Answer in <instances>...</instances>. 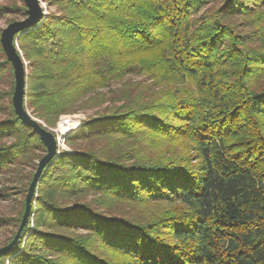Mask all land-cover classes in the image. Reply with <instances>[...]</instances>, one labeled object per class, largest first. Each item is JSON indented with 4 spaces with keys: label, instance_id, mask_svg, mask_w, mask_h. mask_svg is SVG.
Listing matches in <instances>:
<instances>
[{
    "label": "trees",
    "instance_id": "trees-1",
    "mask_svg": "<svg viewBox=\"0 0 264 264\" xmlns=\"http://www.w3.org/2000/svg\"><path fill=\"white\" fill-rule=\"evenodd\" d=\"M45 1L56 10L16 36L26 108L47 126L94 112L0 264H264V0ZM9 15L24 1L0 4ZM0 52V179L26 192L47 147L2 103ZM24 210L0 216L4 245Z\"/></svg>",
    "mask_w": 264,
    "mask_h": 264
},
{
    "label": "water",
    "instance_id": "water-1",
    "mask_svg": "<svg viewBox=\"0 0 264 264\" xmlns=\"http://www.w3.org/2000/svg\"><path fill=\"white\" fill-rule=\"evenodd\" d=\"M26 5L27 16L22 20H17L9 23L2 31L0 42L4 53L14 68L15 87L12 97L14 110L18 117L26 124L32 126L34 130L40 135L44 145L47 147V153L38 162L37 169L32 177L28 188L25 202V210L23 213L20 226L13 238L7 245L0 247V255L12 249L27 224L28 218L32 209V201L40 182L43 171L59 154V139L57 135L50 131L43 125L36 117H34L26 108V92H27V71L25 61L16 44V36L35 25L45 15L43 6L40 0H23Z\"/></svg>",
    "mask_w": 264,
    "mask_h": 264
},
{
    "label": "rangeland",
    "instance_id": "rangeland-1",
    "mask_svg": "<svg viewBox=\"0 0 264 264\" xmlns=\"http://www.w3.org/2000/svg\"><path fill=\"white\" fill-rule=\"evenodd\" d=\"M14 0H0V4H8L13 2ZM16 1V0H15ZM41 5L44 8L45 13H48L50 11H55V6H49V4L45 0H40ZM24 17L15 16V15H9L7 17H4L0 19V38L2 31L7 25L13 21L22 20ZM21 52V51H20ZM4 60V56L2 52H0V63L2 64V61ZM25 66L27 74L29 72V69L27 68V60H25ZM6 68V65L4 66ZM0 71V92L7 93L8 91L12 90V80L13 75L10 72V70L4 69ZM28 82V79H27ZM15 87V85H14ZM13 87V92H14ZM13 94L11 98L8 96L4 97V101L2 102L4 105L8 104L12 100ZM94 112V110H81L78 113L70 114V115H63L58 120L57 124L55 126H47L43 121L38 119L47 129L50 131H53L58 139H59V151L60 150H68L71 151V148L68 146V144L65 142L64 137L68 135L73 129L77 128L81 125V121L84 120L86 117L91 115ZM3 114H0V120L3 119ZM35 117V116H34ZM66 128L65 132H61V129ZM38 162V161H37ZM26 171H29L26 169ZM36 171V170H35ZM34 171V173H35ZM30 185V184H29ZM29 188V186H28ZM27 192H23V186L20 184V181L15 179L11 175H7L5 177H2L0 179V216H14L22 209L23 201L26 202V195ZM93 196H89L87 198V201H90ZM86 201V200H85ZM124 209H127V206L123 203H119ZM125 205V207L123 205ZM120 206H117L116 209H120ZM122 209V208H121ZM119 211V210H117ZM119 213V212H118ZM117 212H114V214H118ZM33 229V225L30 227V231L27 232L22 239L21 243V250H23L25 243L27 241V238L30 234V232ZM12 234V228L11 227H0V247L5 246V242L9 239V237ZM5 264H10V259H7L5 261Z\"/></svg>",
    "mask_w": 264,
    "mask_h": 264
}]
</instances>
